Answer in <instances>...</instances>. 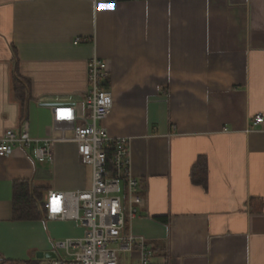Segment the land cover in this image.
Here are the masks:
<instances>
[{"label": "crops", "instance_id": "1", "mask_svg": "<svg viewBox=\"0 0 264 264\" xmlns=\"http://www.w3.org/2000/svg\"><path fill=\"white\" fill-rule=\"evenodd\" d=\"M92 57L106 65L113 101L98 126L130 138L140 182L128 231L157 264H264V123L250 128L264 117V0H0V138L26 122L40 140L0 158V258L47 264L35 254L83 228L14 220L12 189H90L91 167L70 139ZM14 76L28 83L23 101ZM199 159L205 185L191 176Z\"/></svg>", "mask_w": 264, "mask_h": 264}, {"label": "built area", "instance_id": "2", "mask_svg": "<svg viewBox=\"0 0 264 264\" xmlns=\"http://www.w3.org/2000/svg\"><path fill=\"white\" fill-rule=\"evenodd\" d=\"M108 3L132 0H106ZM77 45L87 39L75 38ZM108 76L106 65L92 57L86 66V93L81 101L85 111L83 124L76 126L70 139L76 145L81 165L92 170L89 190L58 192L49 190L43 200L46 218L52 221L72 220L85 228L81 238H69L54 243L55 257L47 264H153V250L147 242L128 231L137 219L140 182L130 172V138H111L98 126L110 114L113 101L104 87ZM264 123L256 115L251 130ZM40 140L30 138L28 125L22 124L19 132L7 130L0 138V158L12 154L16 146L29 147ZM49 141H46L48 144ZM106 147L112 148L111 168L106 165ZM47 146L38 147L36 156H48ZM125 182V190L122 183ZM56 250L63 253L58 258Z\"/></svg>", "mask_w": 264, "mask_h": 264}, {"label": "trees", "instance_id": "3", "mask_svg": "<svg viewBox=\"0 0 264 264\" xmlns=\"http://www.w3.org/2000/svg\"><path fill=\"white\" fill-rule=\"evenodd\" d=\"M14 92L17 99L23 101L28 95V83L23 82L14 76ZM106 165L111 168L112 148L106 147ZM192 179L196 184L205 185L207 180V164L204 159H199L194 165L191 173ZM122 185H125L123 181ZM13 199H12V216L17 221H38L46 218L43 209V191L31 187L27 181H18L13 185ZM0 264H15L13 261L3 260Z\"/></svg>", "mask_w": 264, "mask_h": 264}, {"label": "rangeland", "instance_id": "4", "mask_svg": "<svg viewBox=\"0 0 264 264\" xmlns=\"http://www.w3.org/2000/svg\"><path fill=\"white\" fill-rule=\"evenodd\" d=\"M23 123H24V122H23ZM23 123H22V124H23ZM44 223H46V220H45ZM84 233H85V228H81V229L78 230L77 237H71V238H79V237L81 238V237L84 236ZM66 239H67V237H63V236H60V237H54V239H50L51 241H50V243H49V246L51 247V250H54V243H57V242H59V241H64V240H66ZM51 242H52V243H51ZM56 253H57L58 258H62V257H63V253H62V252L56 250ZM35 258H36V254H35V256H34L33 259H35ZM157 262H159V261H158V259H157V256L155 255V257H153V259H152V263H153V264H157ZM24 264H39V263H37L36 261H30V262H27V263H24Z\"/></svg>", "mask_w": 264, "mask_h": 264}, {"label": "water", "instance_id": "5", "mask_svg": "<svg viewBox=\"0 0 264 264\" xmlns=\"http://www.w3.org/2000/svg\"><path fill=\"white\" fill-rule=\"evenodd\" d=\"M55 254L54 253H37L36 258L37 259H50L54 258ZM4 259L0 258V262L3 261Z\"/></svg>", "mask_w": 264, "mask_h": 264}]
</instances>
